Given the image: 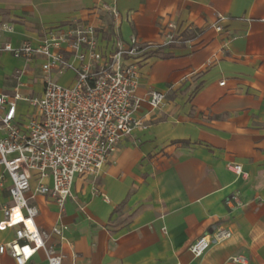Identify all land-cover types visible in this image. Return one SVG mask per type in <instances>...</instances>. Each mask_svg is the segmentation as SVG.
I'll use <instances>...</instances> for the list:
<instances>
[{
	"label": "crops",
	"instance_id": "crops-1",
	"mask_svg": "<svg viewBox=\"0 0 264 264\" xmlns=\"http://www.w3.org/2000/svg\"><path fill=\"white\" fill-rule=\"evenodd\" d=\"M111 6L125 41L161 45L170 24L191 27L194 40L139 60L142 102L134 118L145 128L123 139L96 177L76 175L62 210L35 196L37 227H66L63 239L49 240L64 254L62 264H236L234 256L264 264V0H0V20L14 28L0 41L39 44L48 31L75 22L110 32L102 8ZM217 16L226 18L220 33ZM41 62L0 53V94L40 96ZM72 81L71 72L59 78ZM150 92L164 97L156 108ZM28 110L18 103L19 115ZM8 186L0 189V222ZM217 228L231 237L193 257L189 246ZM14 231L0 232V245ZM0 264L15 263L0 254ZM26 264H45L43 252Z\"/></svg>",
	"mask_w": 264,
	"mask_h": 264
},
{
	"label": "built area",
	"instance_id": "built-area-1",
	"mask_svg": "<svg viewBox=\"0 0 264 264\" xmlns=\"http://www.w3.org/2000/svg\"><path fill=\"white\" fill-rule=\"evenodd\" d=\"M102 10L112 21L110 32L106 25L75 22L48 31L39 44L23 41L14 47L0 41V53H9L25 63L42 60L40 96L0 94V189L9 183L10 200L2 209L0 232L15 228L14 238L0 245V254H7L15 264H26L38 251L43 252L45 264L63 263L64 254L49 240L51 236L63 239L66 227L39 229L35 223L38 210L32 199L50 198L62 210L72 196L76 175L96 177L121 141L136 127L145 128L134 118L142 102L136 94L139 60L159 47L194 40L191 27L179 31L170 24L161 45L143 44L135 36L125 41L119 36L117 9L111 6ZM225 20L217 16L213 24L216 32L223 31ZM13 32L12 24L0 20V38ZM105 33L109 35L106 39ZM67 72L73 74V81L62 85L59 78ZM20 74L15 72L17 79ZM163 99L159 93L148 94L152 108ZM20 102L29 108L23 116L17 112ZM227 169L244 176L239 165L229 164ZM230 237V230L224 228L206 232L189 246V252L198 258L211 245ZM231 262L243 264L245 259L234 256Z\"/></svg>",
	"mask_w": 264,
	"mask_h": 264
},
{
	"label": "rangeland",
	"instance_id": "rangeland-1",
	"mask_svg": "<svg viewBox=\"0 0 264 264\" xmlns=\"http://www.w3.org/2000/svg\"><path fill=\"white\" fill-rule=\"evenodd\" d=\"M63 85V84H62Z\"/></svg>",
	"mask_w": 264,
	"mask_h": 264
}]
</instances>
